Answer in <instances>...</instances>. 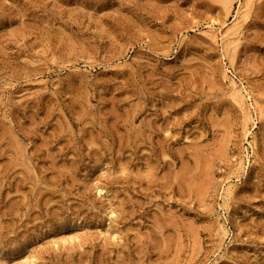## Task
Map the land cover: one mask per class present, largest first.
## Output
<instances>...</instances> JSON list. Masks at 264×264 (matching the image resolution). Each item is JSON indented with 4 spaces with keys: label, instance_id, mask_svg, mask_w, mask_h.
<instances>
[{
    "label": "rangeland",
    "instance_id": "rangeland-1",
    "mask_svg": "<svg viewBox=\"0 0 264 264\" xmlns=\"http://www.w3.org/2000/svg\"><path fill=\"white\" fill-rule=\"evenodd\" d=\"M243 2L0 0V264H264Z\"/></svg>",
    "mask_w": 264,
    "mask_h": 264
},
{
    "label": "bare ground",
    "instance_id": "bare-ground-1",
    "mask_svg": "<svg viewBox=\"0 0 264 264\" xmlns=\"http://www.w3.org/2000/svg\"><path fill=\"white\" fill-rule=\"evenodd\" d=\"M248 2H251V0H244L243 4L239 6V9L238 10H241L243 9L245 6L248 5ZM238 10H236V15L234 17V22L232 23L231 27L229 28V30H226L224 33H219L217 30L215 32V30H212L213 33V36L216 38V37H219L220 36V39L221 40H224V41H227L226 42V46L227 47H235L238 43V39L240 37V34H241V28L239 27V14L241 15V13L239 12L238 13ZM242 17V16H241ZM243 19H244V16H243ZM245 20V19H244ZM239 92V91H238ZM240 93V92H239ZM240 96H241V93H240ZM243 97V95H242ZM252 133V132H251ZM254 142V141H253ZM254 147V145H252ZM231 188V187H230ZM101 192V191H100ZM226 222V221H225ZM223 231V230H222ZM225 235V234H224Z\"/></svg>",
    "mask_w": 264,
    "mask_h": 264
}]
</instances>
